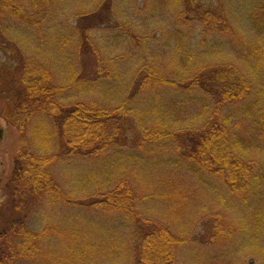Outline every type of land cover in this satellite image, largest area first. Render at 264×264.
<instances>
[{"label":"trees","instance_id":"obj_1","mask_svg":"<svg viewBox=\"0 0 264 264\" xmlns=\"http://www.w3.org/2000/svg\"><path fill=\"white\" fill-rule=\"evenodd\" d=\"M94 1L89 22L71 25L81 47L96 56L95 29L107 41L129 33L133 42H121L118 65L96 56L106 73L100 78L79 59L59 70L51 62L66 2L0 0V114L16 125L28 118L31 131L41 120V145H15L13 167L0 178V264L33 259L41 245L45 264H67L81 252L46 251L70 237L31 219L40 193L41 205L116 219L125 264H264V0H253L250 12L255 42L247 25L237 26L238 9H220L231 0H153L151 9L144 0L131 19L122 9L128 0ZM135 13L143 24L129 25ZM100 84L114 88L117 100H100ZM143 162L192 177L225 199L224 210L213 208L218 220L206 228L209 239L160 217L163 203L182 196L171 181L146 187L124 168H108L140 170ZM68 168L80 177L75 186ZM144 187L152 189L143 195Z\"/></svg>","mask_w":264,"mask_h":264},{"label":"rangeland","instance_id":"obj_2","mask_svg":"<svg viewBox=\"0 0 264 264\" xmlns=\"http://www.w3.org/2000/svg\"><path fill=\"white\" fill-rule=\"evenodd\" d=\"M62 1L66 2L68 4L69 9H64L65 13H63L60 16V22L62 29L59 32L60 33V41H58V47L53 46L49 50L51 51L50 57L51 62L56 63V70H59L60 67L69 68L71 65L76 66L78 64V59L80 62H85V65L87 66V69L89 71V76H94L96 78L103 77L106 73H100V69L97 68V65L95 64V58H100V61H103L107 63V61H110L109 59L113 60L114 63L117 65L120 62L119 58L123 55V51L126 49L124 48V45L121 46V42H127L133 43L132 36L127 33L126 37L117 36L118 34H114V38L112 40L107 41V34H105V31H99L95 29L94 33V45H96V56H93V52L90 48H86L85 46L81 47V42H79V39L75 35H73V30L71 25H75L76 23L79 24L84 23L85 20V13L87 11H92L96 7L94 6V0H57V2ZM119 4L123 3V0H117ZM233 1V2H231ZM229 4H226L225 2H222L220 5V9H225L226 12H230L228 9H238L240 12L237 13L238 16H236L237 20V26L239 25H247L249 31L247 32L248 38L251 42H255L258 40V37L256 36V32H253L251 29V22H250V12L254 8V1L253 0H231ZM235 1V2H234ZM263 0H260L262 2ZM142 2H145L144 0H128L126 3H124V7L122 9H126L129 13H127L129 19L132 17L130 16L131 12H133V9L138 6H142ZM249 2V4H248ZM154 4L153 0H147L146 7L151 9L152 5ZM144 6V5H143ZM83 8V9H81ZM138 8V7H137ZM165 8V7H164ZM140 9V8H139ZM255 9H258V7H255ZM86 11V12H85ZM124 11V10H123ZM125 12V11H124ZM142 14H134V18L129 25H133L134 23H142ZM127 18V21H130ZM89 22V21H86ZM83 26V25H82ZM60 27V26H59ZM104 29V27H102ZM118 30V29H117ZM105 32V33H103ZM241 32V31H240ZM68 39V41L63 40ZM111 39V38H110ZM231 40H234L231 39ZM81 41V40H80ZM231 42L230 40L227 41ZM128 43V42H127ZM175 42H172L174 45ZM45 47V45H44ZM47 47V46H46ZM239 47H246V46H239ZM80 50V51H79ZM239 52V50H238ZM119 55V56H118ZM153 55V53H152ZM160 56V55H158ZM2 59L3 56L1 55ZM166 58V56H162L161 59ZM76 63V64H75ZM111 64V63H110ZM91 65H92V72H91ZM121 65V64H120ZM103 67V65H102ZM105 81V82H104ZM127 81V77H126ZM104 83H107L108 80H103ZM112 84L114 86H123L125 87L126 82L122 83L121 85H116L115 82L112 81ZM99 90L98 96L100 100H103L105 102H111L114 100H117L118 96L116 95V90L114 88H110L108 85L100 84L97 88ZM220 91V90H219ZM97 99V98H96ZM27 108V106H26ZM16 118L12 117L10 121L7 122V120L3 117V115L0 114V130L2 132V137L0 140V178H4L8 172L13 167L14 164V148L15 145L18 144H26L31 142L32 145H41V120L33 121L34 129L31 131V127L28 130V118L24 120V123L20 127L19 125H16L15 123ZM19 122H23V119L19 118L17 119ZM28 140H30L28 142ZM153 158V155H151ZM117 159V158H116ZM146 162H143L142 165L137 167L140 170H134L133 168L128 167L126 163L125 165L121 166H111L108 167L110 170L115 172H121L122 168H124L123 172L130 173L133 175L132 177L134 179L140 180V183L142 185H145L146 187H154L158 188L161 186H164L166 181L170 182L175 186L176 192L180 191L182 193V196L180 194H174L172 199H170L165 203L166 208H164L163 212L160 213V217L169 221L172 223L171 225L173 227H183L186 230H183L182 228L180 231H193L196 229L195 233H202V237L204 238V241L209 239V234L206 231V228L209 226V224L213 225L215 220H218V217L214 219V209H219L218 204H222L221 210L225 208V199L223 197L217 196L214 194L213 191H210L208 188H204L205 186L196 180H194L192 177L186 176L185 174H178L177 171H175L172 168H161V167H153L151 168V165H144ZM98 163L97 165H99ZM68 174H70L69 179L73 180V186L77 184L76 180H78L80 177L77 175V171H72L71 168H68ZM153 170V171H152ZM119 175V174H117ZM75 182V183H74ZM82 183V182H80ZM209 184V183H208ZM144 187L139 192L141 194L145 195L144 193H148L149 189L152 188H146ZM174 191V190H170ZM195 191L197 194L193 192ZM39 194V193H37ZM179 196V197H178ZM209 196H212L217 199V202L214 203L211 199L207 198ZM39 197V204L36 206V209L34 211V215H32L31 219L35 220L36 218L41 217V225L49 223L60 232V234L63 237H66L68 234L66 242L64 243V246L57 247L56 245H50V246H44L46 248V251L52 253V249L56 248L55 250L57 253H63L67 247L69 248V253L76 252L78 249L79 254L72 255L69 257L67 264H125L127 259L129 258L128 252L123 250L127 247V242L125 243L124 236V230L121 228V224L115 219L113 222L109 221V216L102 215V214H89L87 212H76L74 208H61L58 206L54 207H47V205H41V193L37 195ZM145 197V196H144ZM169 198V197H168ZM207 198V199H206ZM205 199V201H204ZM149 201V199H146ZM144 201V200H143ZM155 200L152 199L150 204V207L155 209L154 202ZM175 201L174 203H172ZM229 206V205H228ZM157 209V208H156ZM44 210L46 213H44ZM149 210V209H148ZM219 210V211H221ZM150 211V210H149ZM156 211V210H155ZM159 215L156 214V212L151 211L149 212V215ZM171 220V221H170ZM41 225L39 226L41 229ZM32 229H36L37 227H30ZM121 231V232H120ZM116 234H113V233ZM122 234V235H121ZM78 237L76 240H73V238ZM58 237L55 238V241ZM91 243V248L87 247ZM113 242L116 244V249L113 247ZM60 246V245H59ZM41 247H43L41 245ZM39 247L38 253L33 259H27V260H21V264H45L43 261L48 262L50 260V257H47L44 252ZM116 253L114 255L110 254ZM213 257L218 255V251L211 253ZM126 256V257H125ZM113 258V259H112ZM64 261V260H61ZM42 262V263H41ZM50 262V261H49ZM250 262V261H249ZM64 263H66L64 261ZM48 264H54L53 261ZM63 264V262L61 263Z\"/></svg>","mask_w":264,"mask_h":264},{"label":"water","instance_id":"obj_3","mask_svg":"<svg viewBox=\"0 0 264 264\" xmlns=\"http://www.w3.org/2000/svg\"><path fill=\"white\" fill-rule=\"evenodd\" d=\"M1 137H2V132H1V130H0V140H1Z\"/></svg>","mask_w":264,"mask_h":264}]
</instances>
